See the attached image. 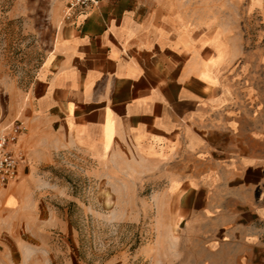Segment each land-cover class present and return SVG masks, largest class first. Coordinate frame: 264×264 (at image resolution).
Here are the masks:
<instances>
[{
	"label": "crops",
	"instance_id": "1",
	"mask_svg": "<svg viewBox=\"0 0 264 264\" xmlns=\"http://www.w3.org/2000/svg\"><path fill=\"white\" fill-rule=\"evenodd\" d=\"M220 46L171 4L102 0L63 23L0 125L21 120L18 145L32 156L130 151L152 166L182 204L175 264H264V116L223 82ZM24 187L0 190V246L6 237L18 249L19 224L30 226ZM0 264H13L8 248Z\"/></svg>",
	"mask_w": 264,
	"mask_h": 264
},
{
	"label": "rangeland",
	"instance_id": "2",
	"mask_svg": "<svg viewBox=\"0 0 264 264\" xmlns=\"http://www.w3.org/2000/svg\"><path fill=\"white\" fill-rule=\"evenodd\" d=\"M66 1L0 0V115L8 112L9 92L26 93L39 72L66 22ZM145 1L171 4L189 26L215 37L223 82L237 84L264 116V0ZM13 182L25 185L33 211L29 227L19 224L18 249L9 238L1 242L13 264H175L182 258L176 238L182 204L169 202L159 174L130 151L106 162L74 149L44 157L26 152Z\"/></svg>",
	"mask_w": 264,
	"mask_h": 264
},
{
	"label": "built area",
	"instance_id": "3",
	"mask_svg": "<svg viewBox=\"0 0 264 264\" xmlns=\"http://www.w3.org/2000/svg\"><path fill=\"white\" fill-rule=\"evenodd\" d=\"M101 2L102 0H67L63 8V18L66 22L71 21L76 12L97 6ZM24 129L23 122L18 119L0 125V190L15 180L25 159V153L18 145Z\"/></svg>",
	"mask_w": 264,
	"mask_h": 264
}]
</instances>
